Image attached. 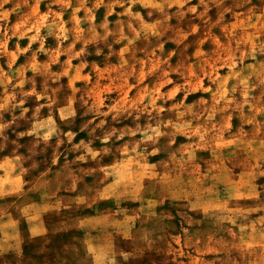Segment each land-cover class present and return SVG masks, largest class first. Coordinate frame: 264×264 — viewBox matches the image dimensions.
<instances>
[{"label": "rangeland", "instance_id": "obj_1", "mask_svg": "<svg viewBox=\"0 0 264 264\" xmlns=\"http://www.w3.org/2000/svg\"><path fill=\"white\" fill-rule=\"evenodd\" d=\"M0 264H264V0H0Z\"/></svg>", "mask_w": 264, "mask_h": 264}]
</instances>
